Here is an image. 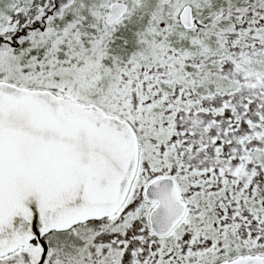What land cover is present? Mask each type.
<instances>
[{
	"label": "snow or ice",
	"instance_id": "obj_1",
	"mask_svg": "<svg viewBox=\"0 0 264 264\" xmlns=\"http://www.w3.org/2000/svg\"><path fill=\"white\" fill-rule=\"evenodd\" d=\"M0 264H264V0H0Z\"/></svg>",
	"mask_w": 264,
	"mask_h": 264
}]
</instances>
